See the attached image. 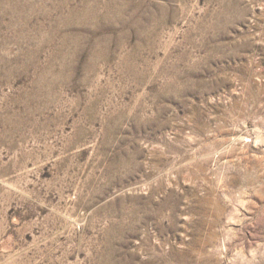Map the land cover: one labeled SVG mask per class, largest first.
<instances>
[{"label":"rangeland","instance_id":"374dc122","mask_svg":"<svg viewBox=\"0 0 264 264\" xmlns=\"http://www.w3.org/2000/svg\"><path fill=\"white\" fill-rule=\"evenodd\" d=\"M0 264H264V0H0Z\"/></svg>","mask_w":264,"mask_h":264}]
</instances>
